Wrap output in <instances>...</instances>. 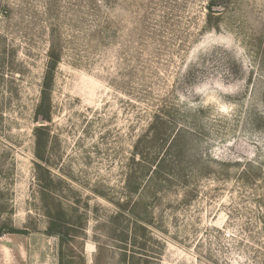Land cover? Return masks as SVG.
<instances>
[{
  "label": "rangeland",
  "instance_id": "374dc122",
  "mask_svg": "<svg viewBox=\"0 0 264 264\" xmlns=\"http://www.w3.org/2000/svg\"><path fill=\"white\" fill-rule=\"evenodd\" d=\"M210 2L0 0V236L49 233L56 264H264V0Z\"/></svg>",
  "mask_w": 264,
  "mask_h": 264
},
{
  "label": "trees",
  "instance_id": "16d2710c",
  "mask_svg": "<svg viewBox=\"0 0 264 264\" xmlns=\"http://www.w3.org/2000/svg\"><path fill=\"white\" fill-rule=\"evenodd\" d=\"M217 3H218V0H211V2L209 3L207 7L209 11V14H208L209 18H211L212 14L216 12L214 10V6H216ZM218 12L220 13L222 11H218ZM58 62H59V55L58 53H56V48H54L53 46L49 50V61L47 63L46 71L44 75L43 86H42V91H41V99L36 109V117L38 120L46 119L50 117L51 91H52L54 75H55ZM166 114H168L169 118H171L172 115L170 112H167ZM175 124L176 123H173L172 119H165L163 112H158L154 115L153 120L149 124L148 131H158L159 125H161L162 131H163V132H158V133L153 132V134L150 137V139H152V144L155 145L154 147L156 148V151L160 152L165 147V144L167 143V131H171L172 129H174L173 127L175 126ZM45 130H46L45 125L37 126L35 127V130H34L36 131V135H37L36 154L39 158H42L41 153L45 146V142H43V139L40 133H42V131H45ZM177 131H182L181 135H178V132H177V134L174 136L173 140L171 141L169 145V148L167 151L168 155L167 156L164 155L161 158V160L156 164L155 169L153 170V173H155V175H157L159 178H162L164 180L169 178L168 176L173 177L171 173L166 174L167 167H169L172 170V171L169 170L170 172H174V169H173L174 164L171 162L174 160L171 158L174 157L173 156L174 154H178L176 156H179L180 153L183 151V148L187 144V136L189 132L186 130V127H179L177 128ZM170 156H173V157H170ZM146 157L147 155L146 153H144V158ZM182 168L184 170L187 169V167H183V166ZM177 177H180V173L179 175H177ZM48 231L50 233H57L60 235V237L64 239L66 238L65 234L61 230H57L54 227H50ZM22 232H25V231L23 230L11 231V233H22ZM255 251L264 256L263 250L255 249Z\"/></svg>",
  "mask_w": 264,
  "mask_h": 264
},
{
  "label": "crops",
  "instance_id": "0c3cea01",
  "mask_svg": "<svg viewBox=\"0 0 264 264\" xmlns=\"http://www.w3.org/2000/svg\"><path fill=\"white\" fill-rule=\"evenodd\" d=\"M54 239L45 232L3 234L0 236V264H56Z\"/></svg>",
  "mask_w": 264,
  "mask_h": 264
}]
</instances>
